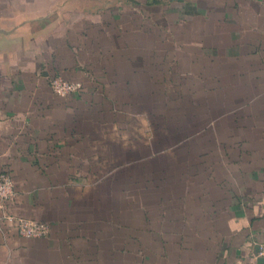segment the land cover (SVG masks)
Wrapping results in <instances>:
<instances>
[{
	"label": "crops",
	"instance_id": "1",
	"mask_svg": "<svg viewBox=\"0 0 264 264\" xmlns=\"http://www.w3.org/2000/svg\"><path fill=\"white\" fill-rule=\"evenodd\" d=\"M12 1L0 0V173L16 197L0 200V264H264V0H236L229 15L211 9L208 25L190 27L203 36L192 47L208 49V153L190 151L182 166L173 152L152 178L143 166L140 195L134 147L124 144L117 168L122 145L111 133L119 84L142 56L132 48L144 44L111 31L126 10L113 0L104 17L81 10L66 25L63 11L22 15ZM58 75L82 81V95H56L48 79ZM9 216L49 231L23 237Z\"/></svg>",
	"mask_w": 264,
	"mask_h": 264
},
{
	"label": "rangeland",
	"instance_id": "2",
	"mask_svg": "<svg viewBox=\"0 0 264 264\" xmlns=\"http://www.w3.org/2000/svg\"><path fill=\"white\" fill-rule=\"evenodd\" d=\"M112 1L21 0V11L22 15L25 12H41L49 18L51 14H56L55 10L58 9V13H65H62L64 23L70 25L76 16L81 14V10L91 13L102 8V11L105 9L102 14L104 17ZM116 1L122 5L124 11L126 10L123 13V24L111 30L116 34V40L127 37L134 43H137V40L144 42L142 47L132 48L133 56H142L133 65L132 79L126 81V86L123 80L120 82L119 87L123 91L119 95L118 109L111 111V117L116 123L111 133L122 145V150L117 154L116 167L125 165L124 144L132 145L133 194L140 195L139 188L144 177L141 169L143 166L154 168L151 170L152 175L146 174V178H152L155 177L156 170L163 165L172 167L173 152H181L182 166H188L190 151L208 153V73L204 72V65H208V49L192 47L191 43L203 36L189 31L195 23L208 25V11L211 9L214 10L213 16H221V12L229 15L233 10L236 13L237 6L236 0ZM12 2L9 0L10 5L7 6H12ZM29 2L30 6L25 5ZM195 12H201L202 16H194ZM128 24L130 26L126 27ZM63 27L56 25L57 30ZM92 56L94 55L89 57ZM88 73L90 76L87 87L92 89L95 82L91 69H88ZM62 78L82 85L80 93L62 98H76L82 95L86 87L82 81ZM89 94L90 101H86L84 109L86 117H94L96 114H93L91 90ZM126 103L127 107L129 106L128 111L122 109L126 107ZM104 117H108L106 112L102 113V118ZM128 162L130 160L127 158ZM116 178L117 184L123 185L124 174L120 173Z\"/></svg>",
	"mask_w": 264,
	"mask_h": 264
},
{
	"label": "built area",
	"instance_id": "3",
	"mask_svg": "<svg viewBox=\"0 0 264 264\" xmlns=\"http://www.w3.org/2000/svg\"><path fill=\"white\" fill-rule=\"evenodd\" d=\"M52 91L61 97L75 95L81 92L82 85L79 82L68 81L60 76H52L48 80ZM16 197L15 186L12 177L8 172L0 173V200L13 201ZM13 226L19 235L27 238H38L45 236L49 226L44 221L29 220L9 216ZM256 255L264 256V241L257 244Z\"/></svg>",
	"mask_w": 264,
	"mask_h": 264
},
{
	"label": "trees",
	"instance_id": "4",
	"mask_svg": "<svg viewBox=\"0 0 264 264\" xmlns=\"http://www.w3.org/2000/svg\"><path fill=\"white\" fill-rule=\"evenodd\" d=\"M52 77V76H51Z\"/></svg>",
	"mask_w": 264,
	"mask_h": 264
}]
</instances>
